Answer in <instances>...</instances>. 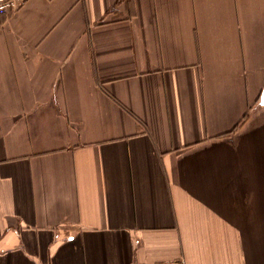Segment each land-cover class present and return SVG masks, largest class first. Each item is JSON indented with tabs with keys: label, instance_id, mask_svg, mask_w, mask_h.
Here are the masks:
<instances>
[{
	"label": "crops",
	"instance_id": "obj_1",
	"mask_svg": "<svg viewBox=\"0 0 264 264\" xmlns=\"http://www.w3.org/2000/svg\"><path fill=\"white\" fill-rule=\"evenodd\" d=\"M0 264H264V0L0 16Z\"/></svg>",
	"mask_w": 264,
	"mask_h": 264
},
{
	"label": "built area",
	"instance_id": "obj_2",
	"mask_svg": "<svg viewBox=\"0 0 264 264\" xmlns=\"http://www.w3.org/2000/svg\"><path fill=\"white\" fill-rule=\"evenodd\" d=\"M28 0H0V16L19 10Z\"/></svg>",
	"mask_w": 264,
	"mask_h": 264
}]
</instances>
